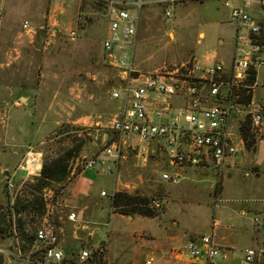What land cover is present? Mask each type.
<instances>
[{
  "label": "rangeland",
  "instance_id": "1",
  "mask_svg": "<svg viewBox=\"0 0 264 264\" xmlns=\"http://www.w3.org/2000/svg\"><path fill=\"white\" fill-rule=\"evenodd\" d=\"M61 2L66 6L60 16ZM247 2L250 12L262 19L259 7L264 0ZM242 3L177 0L168 5V18L163 4L141 7L134 47L136 74L192 57L202 65L217 61L228 64L236 34L230 12ZM79 18L84 22L78 23ZM106 21L105 4L93 0H0V211L39 175L45 156L78 148L69 159L67 184L86 171L82 168L89 157L101 153L105 134L117 137L109 129V120L120 110L122 101L111 96L120 80L105 62L101 47ZM24 22L31 25L30 30L22 27ZM68 29L76 32L73 41L67 36ZM262 79L264 70L260 69L251 100L252 107H261L264 117ZM254 134V146L247 149L244 142L230 169L215 174L202 168H175L180 174L176 183L163 180L162 173L172 168L155 141L122 138L116 171L108 158L105 164L90 169L95 173L86 175L97 213L87 221L96 232L84 238L85 246L73 236L76 227L67 217L74 210L70 207L72 198L59 197L63 188L56 197L51 190H44L47 215L37 228L52 227L57 243L64 238L69 249L65 259L76 264L80 263L77 254L81 248L90 249L93 256L99 252L104 255L102 247L110 229L145 232L144 239L148 234L156 240L170 236L168 247L179 249L187 237L213 231V239L228 246L227 257L233 254V264H240L246 248L255 249L256 258L263 261L259 250L263 251L264 242V141L259 140H264V122L261 131ZM31 152L39 155L33 171L24 169ZM101 190L105 196H99ZM114 192L156 199L160 203L155 210L158 214L122 220L111 207ZM0 252L3 264H23L18 255H28L19 252L14 236L0 239ZM222 253L216 255V261H222ZM41 256L37 255L40 262L36 264H43ZM161 264L166 263L163 260Z\"/></svg>",
  "mask_w": 264,
  "mask_h": 264
},
{
  "label": "built area",
  "instance_id": "2",
  "mask_svg": "<svg viewBox=\"0 0 264 264\" xmlns=\"http://www.w3.org/2000/svg\"><path fill=\"white\" fill-rule=\"evenodd\" d=\"M105 4L106 35L101 47L105 62L118 74L120 85L111 91L112 98H120V110L109 120L112 134L105 139L100 154L89 157L83 164V171L103 165L109 158L115 171L121 158L122 138L155 141L158 149L166 155L171 171L162 173L163 180L178 182L180 174L175 168L190 167L208 169L215 174L222 171L226 161L233 159L244 140L241 124L250 118L251 130L261 131L264 117L253 101H243V93L257 85V74L264 70V41H261V24L248 9L243 0L241 7L230 12L235 23L234 48L228 64L217 61L209 65L199 64L194 57L149 72L136 74L134 47L138 16L124 7L122 0H100ZM177 0H160L164 5V16L171 15L168 5ZM142 0H135L132 6L139 9ZM79 18L78 23H83ZM31 29L27 22L22 24ZM67 36L73 41L75 30L68 29ZM251 70L256 71L252 86L246 82ZM264 87V79L260 81ZM121 138V139H120ZM135 146V145H134ZM133 146V147H134ZM106 171L110 172L109 168ZM101 172V171H100ZM9 186H12L9 184ZM101 195H106L104 191ZM150 207L157 210L159 201L150 200ZM74 220V212L68 214ZM253 223L258 225V219ZM52 227L41 225L35 231V242L42 247L43 264H62L64 254L57 246ZM182 250L198 264H217L220 253L210 234H198L186 239ZM264 254V247L259 250ZM90 249H81L77 260L85 263L91 257ZM257 251L246 248L240 264H264L257 257ZM23 264H36L30 254L20 257ZM143 264H153L147 258Z\"/></svg>",
  "mask_w": 264,
  "mask_h": 264
},
{
  "label": "trees",
  "instance_id": "3",
  "mask_svg": "<svg viewBox=\"0 0 264 264\" xmlns=\"http://www.w3.org/2000/svg\"><path fill=\"white\" fill-rule=\"evenodd\" d=\"M96 2H102L95 0ZM259 10L264 14V3L259 7ZM261 24L260 40L264 41V26ZM256 80V71L251 70L247 77V84L252 86ZM252 87L243 93V101L248 103L251 101ZM241 133L247 149L254 146L255 132L251 130L250 118L246 119L241 124ZM78 148H75L76 151ZM74 150L65 149L60 151L54 157H44L39 175L25 184V187L16 195L13 200H8L7 204L0 211V239L8 236H14L18 243V250L21 254H30L34 260L37 255L42 253V247L35 242V231L37 225L42 223V220L47 215V199L44 197V190H51L52 197H56L60 189L67 182L69 169V159L74 156ZM40 167V166H39ZM39 169V168H38ZM112 210L121 214H136L145 217H154L158 213L150 207V198L138 194H127L123 192H114L111 195ZM39 245V247H36ZM26 256V255H25ZM103 254L91 257L85 263L81 264H103ZM66 262V259L64 260ZM63 261V262H64ZM4 257L0 252V264H3ZM64 264H76L70 261ZM80 264V263H78Z\"/></svg>",
  "mask_w": 264,
  "mask_h": 264
},
{
  "label": "crops",
  "instance_id": "4",
  "mask_svg": "<svg viewBox=\"0 0 264 264\" xmlns=\"http://www.w3.org/2000/svg\"><path fill=\"white\" fill-rule=\"evenodd\" d=\"M80 1L81 0H79V2ZM94 1L95 0H93V2ZM122 1L124 2V5H123L124 7H127L129 11L133 13L137 12L136 14H138V11L141 7L156 5V4L159 5L160 0H142L143 5L139 9H136L135 7L132 6V3L135 0H122ZM60 4H61V7L59 8V12H61L60 13V16H61V14L65 12V9L63 6H66V3L61 2ZM58 20L60 23H65V22H61L60 18H58ZM260 141H264V140H259V142ZM133 146L134 145H132V147ZM234 164H235L234 158L226 161L223 167V172L233 167ZM92 171L95 173L94 170ZM92 171L86 170L84 173L77 174L72 180H70L67 184H65V186L63 187L65 191L63 190L62 191L63 193H61V195L59 196V197L72 198V201H71L72 203L70 204V207L74 209L71 212L75 213L76 218L74 220L68 219V221L74 223L73 225L76 227V231L74 232L73 236L76 239L79 238L81 240V244L84 243V238L86 236H91L96 232L95 231L96 229L95 230L92 229V227L87 223V221H90L93 217L96 216V213H97L96 212L97 207L92 202L90 192H89V180L90 179L86 177V175L88 176L89 174L91 176L93 173ZM116 180H117V176H116ZM116 180H115V185H116ZM220 185L222 186L221 183ZM219 191H221V189ZM100 192H99V196H105V195H101ZM221 193L219 192L218 194L219 197ZM113 213L118 218L122 220H127V221L133 219L134 217L141 218V216L139 215H133L130 217L128 215H123L117 212H113ZM63 222H65V224L69 223V222L66 223V221H63ZM214 223L216 224V222ZM60 230H65V228H60ZM145 235L146 233L145 232L141 233V231L140 232H135V231L128 232V231H119V229L117 230L110 229V231H108V236H107L108 239L105 242V245L102 247L103 252H104V263L103 264H143L147 258H151L153 260V264H161L163 260L165 261L166 264L171 261L172 262L180 261V262H184L185 264H198L194 259L188 257L184 253L182 248L179 249V248H174V247H170V248L168 247L172 237L167 236L166 240H156V238H154L150 234L146 236L147 239H144ZM210 235L212 236L213 242L218 247H220V252H223L222 261L215 260L216 263L217 264H233L232 263L233 254L227 257L225 253L226 251L230 252V250H226V249H229L228 246L225 244H221L219 241L214 240L213 231ZM56 243H57V240H56ZM57 246L62 250V252H64L63 254H64V260H65V253L69 249L66 246L64 238L58 240ZM262 247H264V242H263ZM226 260H228V262H225ZM64 263H67V260L66 262L65 261L62 262V264Z\"/></svg>",
  "mask_w": 264,
  "mask_h": 264
},
{
  "label": "bare ground",
  "instance_id": "5",
  "mask_svg": "<svg viewBox=\"0 0 264 264\" xmlns=\"http://www.w3.org/2000/svg\"><path fill=\"white\" fill-rule=\"evenodd\" d=\"M38 162H39V155L37 153L31 152L28 156V159L26 160L24 169L33 171L36 169Z\"/></svg>",
  "mask_w": 264,
  "mask_h": 264
},
{
  "label": "water",
  "instance_id": "6",
  "mask_svg": "<svg viewBox=\"0 0 264 264\" xmlns=\"http://www.w3.org/2000/svg\"><path fill=\"white\" fill-rule=\"evenodd\" d=\"M105 137H107V134H105L104 139H105ZM104 139H103V140H104ZM24 165H25V163H24Z\"/></svg>",
  "mask_w": 264,
  "mask_h": 264
}]
</instances>
